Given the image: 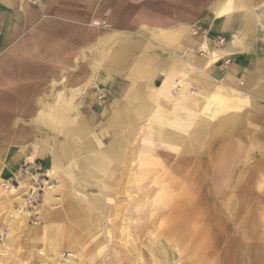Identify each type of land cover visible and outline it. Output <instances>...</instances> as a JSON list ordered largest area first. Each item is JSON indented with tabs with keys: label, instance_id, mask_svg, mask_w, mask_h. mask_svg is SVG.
<instances>
[{
	"label": "rangeland",
	"instance_id": "obj_1",
	"mask_svg": "<svg viewBox=\"0 0 264 264\" xmlns=\"http://www.w3.org/2000/svg\"><path fill=\"white\" fill-rule=\"evenodd\" d=\"M47 40L45 37L44 41ZM41 48L46 46L41 44ZM194 57L202 56L196 52ZM48 61V54L42 51L41 69L35 77L38 79L35 83L44 85L39 96L41 110L28 117L27 123L20 120V124H26L24 129L15 125L21 117L19 102L0 100V146L8 144L10 149H16L25 144L28 148L40 138L47 151L55 153L57 149L61 155V162L50 174L57 188L47 192L39 206L41 229L45 228L48 214L45 202L50 200L49 206L58 209L62 199L64 203L70 194L74 196V188L82 187L80 190L86 192V186L73 180L79 177L77 174L71 175L73 178L65 174L68 167L62 153L67 142L65 130L76 124L71 115L79 110L103 145L116 138L100 115L96 119L89 116L92 101L87 94L97 70H89L86 83L75 84L71 70L50 69ZM191 65L184 62L177 74L168 110L157 112L163 115L164 124L176 122L169 125L168 131H184L192 141L190 145L188 141L174 144L165 137L159 138L151 118H142L137 125L124 128L120 161L103 165V173L83 174L98 180V186L90 185L88 196L78 194L82 198L75 201L82 204L72 207L77 213L73 211V217L55 213L49 221L51 233L49 228L47 233L41 229L30 232L29 229L36 228L31 226V218L27 226L14 220L21 208L20 198L4 190L0 176V264H264V116H258L262 111L255 109L252 103L256 102L252 100L234 112L240 119L225 134L217 133L216 125L224 119H220L223 113L212 116L207 112L219 106L220 96L203 95L204 87L200 88L197 82L210 79L196 73ZM191 74L195 78L191 79ZM62 77L65 82L59 84L57 81ZM122 78L129 88L132 80ZM183 78L188 79V90L197 99L196 106L183 104L177 98L181 88L177 82ZM162 80L163 76L157 74L152 84L160 86ZM49 86L48 95L43 90ZM103 93L105 99L101 102L108 98L106 92L99 94ZM62 100L69 103L65 114L62 113L68 120L61 127L62 133L37 123L38 119L60 118L57 114L61 115ZM48 103H52L53 109L47 111L50 119L42 111ZM195 127L208 131L200 142H194ZM6 134L10 136L8 141L3 137ZM188 146L192 148L189 150ZM171 157L186 162H169L173 160ZM60 173L65 182L63 189L57 191L59 180L53 178L56 174L61 176Z\"/></svg>",
	"mask_w": 264,
	"mask_h": 264
},
{
	"label": "crops",
	"instance_id": "obj_2",
	"mask_svg": "<svg viewBox=\"0 0 264 264\" xmlns=\"http://www.w3.org/2000/svg\"><path fill=\"white\" fill-rule=\"evenodd\" d=\"M45 37L47 41H44ZM218 37L225 39L222 46L217 43ZM41 44L46 48L42 49ZM200 49L209 55L195 58ZM42 51L48 54V68L71 70L75 84L86 83L89 70H97L92 89L87 94L92 101L89 116L96 119L100 115L116 138L103 145L89 120L77 110L71 115L75 126L65 127L68 129L64 131L67 142L62 147L63 157L68 161L65 174H77L79 177H71L86 186V192L90 185L98 186L99 182L83 174L93 175V171L101 172L103 165L120 161L124 128L137 125L142 118H151L155 132L162 139L169 125L176 123L164 124L163 115L159 116L157 112L168 110L171 90L184 62H191L196 73L210 79L204 83L197 82L200 88L204 87L203 95L220 93L218 86L221 85L227 99L240 97L243 102L241 109L254 100L256 103L252 105L262 111L258 116H264V0H42L38 4H33L32 0H0V100L19 102L21 117L15 125L22 120L27 123V118L36 116L40 109L39 96L44 85L35 83L38 80L35 77L39 76L41 69ZM223 58L231 60L225 71L220 70L217 64ZM210 59L213 64L204 68ZM121 74L132 80L129 88ZM157 74L163 76L160 86L152 84ZM62 78L57 81L59 84L65 82ZM168 78L166 90L159 94L157 88L164 86ZM192 78L195 77L191 74ZM177 86H181L178 100L196 106L197 99L188 90V79H181ZM46 88L43 91L49 95L50 86ZM101 91L107 93L106 101L99 100ZM62 101L61 115L57 114L60 118H53V121L38 119L37 123L62 133V125L68 124L64 119L67 115L62 113L65 114L66 105L69 106L66 100ZM51 104L42 109L48 119L51 115L47 111H53ZM241 109L222 112L214 107L207 113L212 116L223 113L220 119L225 118L224 123L222 120L217 124L215 131L225 134L228 127L240 119L234 112ZM24 125L20 124V129H24ZM207 133L205 127L192 128L194 142L202 141ZM3 137L8 141L10 136L6 134ZM177 141L172 143L188 141L190 145L192 142L186 134ZM40 142L37 138L27 145L29 149L25 144L16 149H10L8 144L1 145V178H13L26 160L42 162L50 176L61 162V155L57 149L55 153L47 151L46 144ZM171 159L174 160L169 161L172 163L186 162L184 159ZM56 175L53 179L59 180V191L63 189L65 177ZM100 186L103 190L104 184ZM81 188L73 189L74 196L70 194L68 198L66 195L68 200L63 203L62 199L58 209H52V204L49 206L50 200L45 202L48 214L44 226L50 233L52 222L49 221L55 213H67L73 217L72 207L82 204L75 201L77 197L82 198L78 194L88 196ZM225 250L227 254L228 247ZM259 253L257 258L260 260Z\"/></svg>",
	"mask_w": 264,
	"mask_h": 264
},
{
	"label": "built area",
	"instance_id": "obj_3",
	"mask_svg": "<svg viewBox=\"0 0 264 264\" xmlns=\"http://www.w3.org/2000/svg\"><path fill=\"white\" fill-rule=\"evenodd\" d=\"M41 1L32 0V3L38 4ZM203 37L205 38V35ZM224 42L225 39L223 37L217 38L218 45H222ZM205 53L203 49L197 50V54L200 56H204ZM217 64L220 70L225 71L230 67L231 60L230 58H223ZM98 98L100 101L104 100L105 94H99ZM1 184L5 191L16 194L20 198V207L31 214L30 218L32 223L40 224L42 214L39 206L47 192L51 191V187H54L48 171L42 162L37 160L33 162L25 161L18 168L13 178L2 179Z\"/></svg>",
	"mask_w": 264,
	"mask_h": 264
},
{
	"label": "bare ground",
	"instance_id": "obj_4",
	"mask_svg": "<svg viewBox=\"0 0 264 264\" xmlns=\"http://www.w3.org/2000/svg\"><path fill=\"white\" fill-rule=\"evenodd\" d=\"M225 43V42H224ZM223 43V44H224ZM222 44V45H223ZM222 45H219V46H222ZM209 49V48H208ZM213 54V53H212ZM209 54H208V52H206L205 53V55L204 56H202V57H207ZM212 56V55H211ZM214 56V55H213ZM220 56H222V55H220ZM208 58H210V57H208ZM212 58V57H211ZM217 60V59H216ZM213 64V60H209V61H207L206 62V64H205V66H204V68H208V67H210V65H212ZM126 72V71H125ZM168 76V75H167ZM169 77V76H168ZM168 80H169V78L168 79H166V82H165V84H164V86H162V87H158L157 88V92L159 93V94H161V93H163L165 90H166V88H167V82H168ZM225 87H226V85H225ZM223 90H224V87H222L221 85H219L218 86V91H220V93H218L219 94V101H220V104H219V106H218V109L220 110V111H222V112H224V111H228V110H239V109H241L242 108V105H243V102H241V100H240V97L239 98H237V97H234L233 99H227V97L225 96V94L223 93ZM229 100V101H228ZM215 105H216V103H215ZM215 107V106H214ZM225 119V118H224ZM223 123H224V120H223ZM222 123V124H223ZM183 130V129H182ZM181 134H185V132L184 131H181V130H177V131H168L167 132V134L166 135H164V137H165V140H168V141H173V142H178L177 140H182V135ZM191 140H193V139H191ZM188 147H190L189 148V150L192 148L191 146H188ZM107 150H109V149H107ZM111 152V151H110ZM32 159V158H31ZM26 161H30V162H33L34 160H26ZM49 175V174H48ZM2 181V180H1ZM57 188V186L56 185H54V187H51V189L50 190H54V189H56ZM51 191V192H52ZM10 193V192H9ZM11 195H12V193H10ZM56 200H60L59 198H57ZM77 206V205H76ZM72 209H74L73 211H75V208H72ZM77 209H79V207L77 208ZM76 209V210H77ZM80 210V209H79ZM42 213V212H41ZM29 212L28 211H26V210H24V209H22V208H20V209H18V211H17V214H16V219L14 218V220L17 222V223H20V224H22V225H25V226H27V221H28V219L30 218V216H29ZM75 214H77L76 213V211H75ZM74 214V215H75ZM31 215V214H30ZM21 225V226H22ZM31 226H33V227H36V228H31V230L29 229V231L30 232H32L33 230H38V229H41V227H39L40 225H38V224H31ZM43 229H41V231L42 232H44V233H47V231L46 230H48L46 227V229L44 228V227H42ZM35 232H37V231H35ZM41 232V233H42ZM50 232V231H49Z\"/></svg>",
	"mask_w": 264,
	"mask_h": 264
}]
</instances>
